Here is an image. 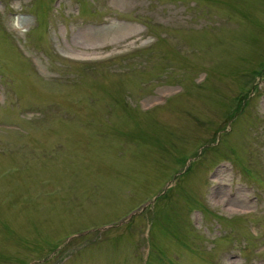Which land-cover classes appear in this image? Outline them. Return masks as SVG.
Here are the masks:
<instances>
[{"label": "rangeland", "instance_id": "rangeland-1", "mask_svg": "<svg viewBox=\"0 0 264 264\" xmlns=\"http://www.w3.org/2000/svg\"><path fill=\"white\" fill-rule=\"evenodd\" d=\"M0 264H264V0H0Z\"/></svg>", "mask_w": 264, "mask_h": 264}]
</instances>
